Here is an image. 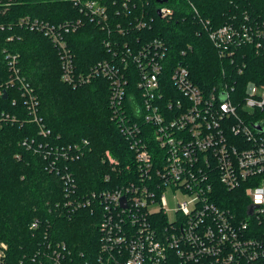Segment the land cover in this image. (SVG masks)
I'll return each instance as SVG.
<instances>
[{
    "label": "built area",
    "instance_id": "1",
    "mask_svg": "<svg viewBox=\"0 0 264 264\" xmlns=\"http://www.w3.org/2000/svg\"><path fill=\"white\" fill-rule=\"evenodd\" d=\"M70 1L109 32L120 12L139 29H151L154 21L146 11L133 21L126 13L132 2L141 7L142 0ZM184 2L205 25L222 57L231 54L230 46L254 44L251 29L233 25L208 29L196 1ZM156 12L164 21L176 13L170 0H158ZM82 24L83 19L60 25L30 17L19 21L20 27L42 33L58 48L66 84L78 88L99 77L107 79L113 119L134 157L127 181L79 196L76 177L64 163L83 157L90 144L87 140L68 147L43 144L51 130L39 114V99L20 73L16 55L8 57L10 76L0 81V98L15 106L10 90L20 95L28 118L2 112L0 130L24 121L34 124L37 137L26 138L21 145L40 152L47 161L46 171L61 177L64 200L57 209L71 215L86 207L101 216L96 264H165L172 253L181 264H264V94H257L260 87L249 83L241 102L229 84L204 90L183 64L168 68V44L159 39L138 48L126 42L121 53L80 74L67 35ZM122 26L117 24L120 33ZM107 158L117 163L110 155ZM171 194L182 199L174 207L172 220L167 200ZM40 227L35 220L29 229L37 233ZM8 254V244L0 240V264H8ZM73 261L64 243L42 240L31 264Z\"/></svg>",
    "mask_w": 264,
    "mask_h": 264
},
{
    "label": "trees",
    "instance_id": "2",
    "mask_svg": "<svg viewBox=\"0 0 264 264\" xmlns=\"http://www.w3.org/2000/svg\"><path fill=\"white\" fill-rule=\"evenodd\" d=\"M193 1L200 17L209 23L208 29L246 27L252 30L254 44L230 46L231 54L222 57L205 25L184 0H170L176 13L166 21L156 12L158 0H142L137 8L132 2L126 13L133 21L137 14L149 12L154 17L151 29L135 27L120 12L110 32L92 23L70 0H0V81L10 76L8 57L18 56L20 73L35 91L39 114L51 130L43 144L68 147L88 141L90 145L83 157L64 163L76 177L80 197L127 181L134 170L130 143L113 119L107 79L99 77L78 88L66 84L58 48L42 33L20 27L19 21L30 17L60 25L83 19L80 28L67 35L76 72L80 74L111 59L114 53H121L126 42L131 48H138L159 39L168 44L169 69L183 64L193 82L204 90L229 84L234 87L233 96L241 102L249 83L264 86V48H257L258 44L264 46V0ZM119 23L123 24V33L117 27ZM10 94L16 97L17 105L0 98V113L15 114L21 120L28 118L21 96L11 90ZM37 135L36 126L26 121L0 130V240L9 247L7 262L31 264L39 242L44 240L54 245L64 243L72 253L71 264H96L101 250L102 218L86 207L71 215L57 209L64 200L61 177L46 171L47 161L40 152L21 145L26 138ZM106 152L117 163L103 158ZM35 220L41 223L37 233L29 229ZM165 264L181 262L172 253Z\"/></svg>",
    "mask_w": 264,
    "mask_h": 264
},
{
    "label": "rangeland",
    "instance_id": "3",
    "mask_svg": "<svg viewBox=\"0 0 264 264\" xmlns=\"http://www.w3.org/2000/svg\"><path fill=\"white\" fill-rule=\"evenodd\" d=\"M257 94L258 95L264 94V87L263 86L260 87V88H258ZM108 155H111V154L109 152H106L105 153V156L103 158L106 159L108 157ZM167 200H168V214L170 216V219L172 220L176 216V214H174V207H175L177 201H180L182 199H181V196L180 195H178L177 198H174V194L173 195L171 194V195H168Z\"/></svg>",
    "mask_w": 264,
    "mask_h": 264
},
{
    "label": "water",
    "instance_id": "4",
    "mask_svg": "<svg viewBox=\"0 0 264 264\" xmlns=\"http://www.w3.org/2000/svg\"><path fill=\"white\" fill-rule=\"evenodd\" d=\"M4 99H7V93L5 92L4 93ZM258 129H260V127L259 126H256ZM123 202H124V206H125V201L123 200Z\"/></svg>",
    "mask_w": 264,
    "mask_h": 264
}]
</instances>
